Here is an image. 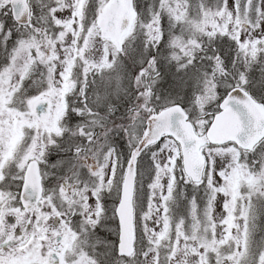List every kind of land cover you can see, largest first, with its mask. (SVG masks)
Here are the masks:
<instances>
[{
	"label": "snow or ice",
	"instance_id": "6c2138e0",
	"mask_svg": "<svg viewBox=\"0 0 264 264\" xmlns=\"http://www.w3.org/2000/svg\"><path fill=\"white\" fill-rule=\"evenodd\" d=\"M0 264H264V0H0Z\"/></svg>",
	"mask_w": 264,
	"mask_h": 264
}]
</instances>
